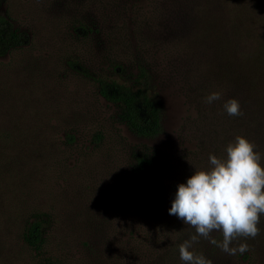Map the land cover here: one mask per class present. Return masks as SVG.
<instances>
[{
    "label": "rangeland",
    "instance_id": "rangeland-1",
    "mask_svg": "<svg viewBox=\"0 0 264 264\" xmlns=\"http://www.w3.org/2000/svg\"><path fill=\"white\" fill-rule=\"evenodd\" d=\"M0 17L27 36L0 56V264H186L178 246L195 230L168 209L264 105V0H0ZM139 68L160 110L153 138L98 94L97 80L135 88ZM140 157L152 169L133 193ZM191 250L236 263L203 238Z\"/></svg>",
    "mask_w": 264,
    "mask_h": 264
},
{
    "label": "clouds",
    "instance_id": "clouds-1",
    "mask_svg": "<svg viewBox=\"0 0 264 264\" xmlns=\"http://www.w3.org/2000/svg\"><path fill=\"white\" fill-rule=\"evenodd\" d=\"M221 98L213 91L204 99L211 104ZM229 116H242L240 102L229 98L223 105ZM256 145L237 135L225 146L226 156L209 154L208 169H197L177 185L168 214L193 228L178 246L179 258L186 264H212L203 253L191 249L200 238L209 240L228 255L248 250L247 243L231 247L238 238H255L261 215H264V167ZM222 234V241L212 238L213 232Z\"/></svg>",
    "mask_w": 264,
    "mask_h": 264
},
{
    "label": "trees",
    "instance_id": "trees-1",
    "mask_svg": "<svg viewBox=\"0 0 264 264\" xmlns=\"http://www.w3.org/2000/svg\"><path fill=\"white\" fill-rule=\"evenodd\" d=\"M27 36L14 30L8 20L0 17V56L25 43ZM136 87H127L109 80H97L98 94L107 102L119 107L118 119L127 129L139 137L153 138L161 131L160 110L155 97L148 93V76L139 68L135 77ZM249 115L243 116V136L256 145L255 151L261 154V166L264 167V105ZM151 163L145 158H137L130 173V190L135 193L148 180ZM259 234L255 238H238L233 241L247 243L248 250L235 254L236 263L264 264V215H261ZM40 238V224L32 222L26 229L24 239L34 245Z\"/></svg>",
    "mask_w": 264,
    "mask_h": 264
}]
</instances>
